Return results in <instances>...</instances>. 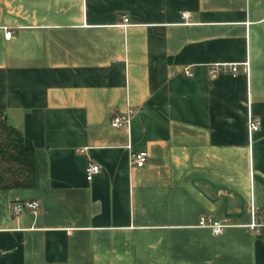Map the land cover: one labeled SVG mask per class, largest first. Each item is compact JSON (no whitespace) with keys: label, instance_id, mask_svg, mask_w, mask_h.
<instances>
[{"label":"crops","instance_id":"crops-1","mask_svg":"<svg viewBox=\"0 0 264 264\" xmlns=\"http://www.w3.org/2000/svg\"><path fill=\"white\" fill-rule=\"evenodd\" d=\"M0 108L37 167L0 264H264V0H0Z\"/></svg>","mask_w":264,"mask_h":264},{"label":"built area","instance_id":"built-area-1","mask_svg":"<svg viewBox=\"0 0 264 264\" xmlns=\"http://www.w3.org/2000/svg\"><path fill=\"white\" fill-rule=\"evenodd\" d=\"M189 13H185V16H188ZM129 17L123 16V25H128ZM12 30L8 29L6 31V37L12 36ZM246 70L249 68V63H245ZM240 72L239 65L236 63H212L209 65V75L211 78H216L221 74H237ZM131 115L130 113L126 114H115L111 119V124L114 127L126 126L130 123ZM261 127V118L255 115L249 116L248 129L252 133L259 130ZM147 152L139 151L133 153V163L137 166H144L147 161ZM101 170V165L98 163L90 162L87 166V178L91 180L96 173ZM12 211L15 214H18L25 210L26 208L37 211L40 207V202L36 199H24L13 202ZM199 224L201 226H206L211 228L214 234H221L224 231V228L227 226L226 223L221 222L218 219H215L211 216L203 215L200 218ZM250 227L253 229L257 237L264 239V220H261L258 216L256 208L253 210L252 220L250 222Z\"/></svg>","mask_w":264,"mask_h":264},{"label":"trees","instance_id":"trees-1","mask_svg":"<svg viewBox=\"0 0 264 264\" xmlns=\"http://www.w3.org/2000/svg\"><path fill=\"white\" fill-rule=\"evenodd\" d=\"M37 183L35 149L0 108V188H30Z\"/></svg>","mask_w":264,"mask_h":264}]
</instances>
